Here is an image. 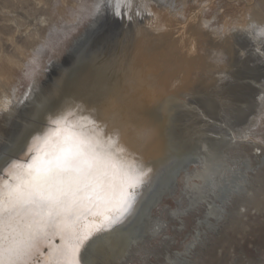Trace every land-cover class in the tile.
<instances>
[{
	"label": "bare ground",
	"instance_id": "6f19581e",
	"mask_svg": "<svg viewBox=\"0 0 264 264\" xmlns=\"http://www.w3.org/2000/svg\"><path fill=\"white\" fill-rule=\"evenodd\" d=\"M148 2L157 3L159 9L152 14L147 9ZM194 3L193 12L185 20L179 13L171 15V10L160 11L166 4L163 0H98L89 28L72 46L74 56H68L75 61L53 62L40 88L32 82L18 101L6 96L0 105V121L4 119L6 124L0 129V175L12 161L26 157L30 143L38 145L46 135L54 136L47 130L57 127L52 121L68 108L86 118L106 120L109 133L119 128V142L129 162L151 169V182L139 189L136 197L135 213L140 204V215L126 226L134 213L123 224L93 239L83 257L92 240L87 242L81 249L80 264H124L128 258L130 263L140 253L144 264H156L149 260L151 256L160 264H183L182 257H189L203 232L213 228L212 220L217 221L218 216L222 219L227 213V200L244 192L249 198L253 195L245 185L249 184L246 171L250 169L242 170L241 158H232L231 154L241 155V145L251 139L264 117V12L251 6L253 12L247 15L250 20L239 22L224 39V34L218 36L219 40L213 37L209 43L211 54L205 50L200 54V32L195 23L208 7L202 8L197 0ZM220 51L229 58L224 71L215 65ZM234 65L245 69V77L230 73ZM245 79L263 88H255ZM2 83L0 88L5 86ZM215 101L223 115L237 110V122L229 126L221 113L213 115L207 110L216 105ZM30 116L36 123L27 121ZM13 123L14 129L10 130ZM80 123L93 126L91 119ZM143 128L153 133L147 145L139 134ZM33 137L39 139L33 141ZM248 143L255 145L253 141ZM188 157L192 163L184 167ZM196 163L201 168L189 176L185 193L190 207L187 212L201 207L192 242L180 254L171 251V241L164 245L165 252L147 247L165 227V222L149 217V209L173 188L167 182L176 172ZM166 171L167 175L158 181ZM209 174L215 177L216 190L204 197L192 186L202 185L203 177ZM194 177L200 183L191 182ZM154 185L153 193L147 197ZM181 210L171 212V218L186 212ZM51 243L52 247L58 246L59 238ZM50 252L47 244H41L30 257V264H47Z\"/></svg>",
	"mask_w": 264,
	"mask_h": 264
},
{
	"label": "rangeland",
	"instance_id": "374dc122",
	"mask_svg": "<svg viewBox=\"0 0 264 264\" xmlns=\"http://www.w3.org/2000/svg\"><path fill=\"white\" fill-rule=\"evenodd\" d=\"M97 1L0 0V81L4 82L1 85H5L0 88V105L5 101L6 96H9L10 100L18 101L32 86V82H36L40 88L47 81L48 66L53 62L70 64L75 61V58H72L74 56L72 46H75L76 39L82 37V34L89 28ZM163 1H166V4L160 11L165 13V11L171 10V15L176 16L179 13V16L185 17V20L189 18L193 12L192 8L196 6L194 0ZM197 1L202 8L208 7L201 15L198 24L195 23L200 32L198 36L200 54H203L202 50L211 54L209 43L214 40L213 37L219 40L218 36L224 34L221 37L224 39L229 36L230 32H234V28L239 22L244 24L245 19L250 20L251 17L247 15L249 12H253L250 10L251 6L256 11L264 12V0ZM155 8L159 9L157 3L148 2L147 9L151 10V13ZM70 54L73 55L68 58ZM215 65L219 70L227 69L229 58L226 53L220 51L218 58L215 59ZM230 70V73L236 72L242 77H245L244 73H247L245 69L235 67V65L231 66ZM244 81L252 82L255 88H261L259 83H254L250 79ZM14 93L15 96H13ZM259 98L260 96H257L256 100ZM231 104L240 105L236 101ZM216 105L219 107L217 108ZM216 105L212 104L207 110L214 112L213 115H217L216 112L221 113L223 121L229 126L237 122V117L240 115L237 110L234 109L231 115H223L221 106L217 102ZM253 109L258 111L257 107ZM32 116L27 121L34 124L36 120L34 121ZM261 123H258L254 129L251 141H248H253L254 146L251 147L248 142L243 141L241 155H234L230 152L232 158H241L240 168L242 170L250 169V171H246L249 174L245 173L246 177L249 176L246 178L249 180V184L245 185L253 195L249 198L248 194L244 192L233 195V199L227 200L228 202L224 201L227 202L226 205L224 204L227 213L223 215L222 219L218 216L217 221L212 220L213 228L205 231V234L203 232L202 242L199 240L197 246L190 253L191 257L194 255L192 258L190 256L182 257L183 264H187V262L190 264H264V117H262ZM21 124L24 125L25 122ZM5 125L4 119L1 120L0 129ZM14 125L15 123L10 126V130L14 129ZM24 126L28 127L27 124ZM177 136H180L178 132ZM247 159L251 161L248 160L250 164L247 163ZM189 161L190 164L192 163L189 158L183 166L186 167ZM200 168L199 164H192L189 168L176 172L173 180L170 179L167 182H171L173 188L168 190L160 201L148 211L150 218L165 222V227L147 247L165 252L164 245L167 241H171V251L174 254H180L190 243L192 236L197 231L196 219L200 217L201 207L187 212L190 207L187 206L185 193L190 174L193 175ZM166 175L167 171L159 177L158 181ZM174 178L176 179L174 180ZM191 182L200 183V180L194 177ZM155 185L147 197L153 193ZM244 199L246 201H243ZM144 200L141 204L145 202ZM139 207H141L140 204L126 226L133 223L140 215ZM180 210H186V212L172 219L170 213ZM164 236L169 237L166 239L167 237ZM93 243L94 240L86 246L83 257L87 256ZM203 248L204 250L201 251ZM141 254L143 253H140V257L139 255L135 256L130 263V259H126L124 264H144V257H141ZM150 259L154 263L160 264L153 256Z\"/></svg>",
	"mask_w": 264,
	"mask_h": 264
},
{
	"label": "snow or ice",
	"instance_id": "6c2138e0",
	"mask_svg": "<svg viewBox=\"0 0 264 264\" xmlns=\"http://www.w3.org/2000/svg\"><path fill=\"white\" fill-rule=\"evenodd\" d=\"M52 123L57 127L47 131L54 136L30 143L26 157L0 175V264H30L41 244L51 249L47 264H80L86 243L132 216L138 190L151 182V169L129 162L119 128L107 132L106 120L68 108ZM139 134L151 142L152 129ZM203 180L192 187L207 197L216 180L211 174Z\"/></svg>",
	"mask_w": 264,
	"mask_h": 264
},
{
	"label": "water",
	"instance_id": "95a60500",
	"mask_svg": "<svg viewBox=\"0 0 264 264\" xmlns=\"http://www.w3.org/2000/svg\"><path fill=\"white\" fill-rule=\"evenodd\" d=\"M57 242V241H56Z\"/></svg>",
	"mask_w": 264,
	"mask_h": 264
}]
</instances>
